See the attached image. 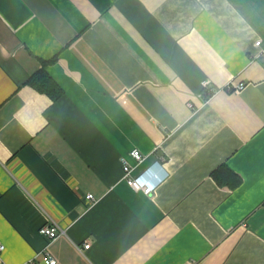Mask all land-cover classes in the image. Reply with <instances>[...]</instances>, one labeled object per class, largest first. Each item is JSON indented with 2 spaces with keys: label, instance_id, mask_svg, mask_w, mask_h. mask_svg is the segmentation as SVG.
I'll return each mask as SVG.
<instances>
[{
  "label": "crops",
  "instance_id": "0c3cea01",
  "mask_svg": "<svg viewBox=\"0 0 264 264\" xmlns=\"http://www.w3.org/2000/svg\"><path fill=\"white\" fill-rule=\"evenodd\" d=\"M258 40L264 0H0V264H264Z\"/></svg>",
  "mask_w": 264,
  "mask_h": 264
},
{
  "label": "built area",
  "instance_id": "2783aa9c",
  "mask_svg": "<svg viewBox=\"0 0 264 264\" xmlns=\"http://www.w3.org/2000/svg\"><path fill=\"white\" fill-rule=\"evenodd\" d=\"M255 45L258 48H261L262 51H264V47H262V43L260 40L255 42ZM202 87V93L201 97L204 99H207L210 97L214 92L215 89L211 86L210 82L208 80H205L201 83ZM244 84L239 83L236 85H229L226 87L228 91H234L239 92L243 89ZM191 105L189 104V107ZM130 157L136 162L137 165H140L144 161V157L141 156L139 151L133 150L130 152ZM121 164H122V171H123V180L125 183L132 188L133 190L142 191L144 194H150L153 189L154 185L152 183H149L147 181H143L141 177H134L133 176V167L129 165V163L124 159L121 158ZM86 200L89 202H94V196L92 194L86 195ZM39 234L45 237V239L49 241L55 240L58 236L63 234V231L58 227V225L54 223H46L39 229ZM90 247L89 243H85L83 247L79 250L80 252H83L84 250L88 249ZM4 246L0 244V253L3 251ZM56 261L46 253L45 258V264H55Z\"/></svg>",
  "mask_w": 264,
  "mask_h": 264
},
{
  "label": "trees",
  "instance_id": "16d2710c",
  "mask_svg": "<svg viewBox=\"0 0 264 264\" xmlns=\"http://www.w3.org/2000/svg\"><path fill=\"white\" fill-rule=\"evenodd\" d=\"M56 58L41 62V68L34 73L26 84L42 94H46L52 100L58 99L62 95V89L47 74L45 67L54 63ZM213 179L220 187H227L234 190L241 184L240 178L227 166H221L212 173Z\"/></svg>",
  "mask_w": 264,
  "mask_h": 264
},
{
  "label": "bare ground",
  "instance_id": "6f19581e",
  "mask_svg": "<svg viewBox=\"0 0 264 264\" xmlns=\"http://www.w3.org/2000/svg\"><path fill=\"white\" fill-rule=\"evenodd\" d=\"M159 163H160V162H159ZM137 166H138V165H137ZM137 166H136V167H137Z\"/></svg>",
  "mask_w": 264,
  "mask_h": 264
}]
</instances>
